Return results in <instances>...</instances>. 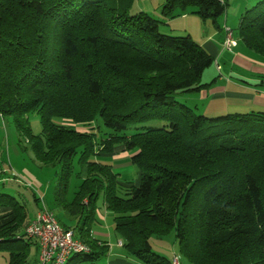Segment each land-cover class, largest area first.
<instances>
[{
	"label": "trees",
	"instance_id": "16d2710c",
	"mask_svg": "<svg viewBox=\"0 0 264 264\" xmlns=\"http://www.w3.org/2000/svg\"><path fill=\"white\" fill-rule=\"evenodd\" d=\"M226 6L165 0L161 15L190 9L223 31ZM130 10L131 0H0V116L12 119L37 162L59 168L54 202L76 219L62 227L89 250L65 264L108 253L91 236L99 204L125 254L142 264H172L148 242L171 233L191 264H264V113L207 118L178 103L176 95L209 86L201 77L214 58L190 36L163 34L162 20ZM235 35L264 58V0L245 11ZM98 122L102 130L89 129ZM153 122L162 125L146 127ZM118 148L130 154L137 184L119 181L100 159ZM73 176L79 185L67 202ZM29 223L20 202L0 194L7 264H26L31 246L39 253Z\"/></svg>",
	"mask_w": 264,
	"mask_h": 264
},
{
	"label": "rangeland",
	"instance_id": "374dc122",
	"mask_svg": "<svg viewBox=\"0 0 264 264\" xmlns=\"http://www.w3.org/2000/svg\"><path fill=\"white\" fill-rule=\"evenodd\" d=\"M224 1L227 6L225 14L218 22V25L219 27H223L224 25L228 26V28L233 30L234 38H236L235 33L241 16L245 11L257 8L260 0ZM164 2L165 0H131L130 14L148 12L152 14L154 18L161 21L163 16L158 11V13H156L154 10L158 6H162ZM167 25H169L171 29L177 28L178 31H168V27L161 25L159 29L161 33L173 36L188 35L198 44H201L204 39L208 38L213 33L219 35L217 38L218 41L221 39V35L219 34L221 31L218 28L209 21L203 23L197 16L191 13L190 9L185 12V16H181L179 13L175 12L174 17L168 20ZM236 46V48H231L230 51L222 48L221 58L219 60L216 58L213 59V63L204 70L201 83L209 85L208 87L202 89L200 92L178 94L175 100L192 109L195 115H202L207 118H216L228 114H248L245 113L246 111H244V109L242 110L240 104L237 103L239 102L237 98L230 99L225 96L216 97L215 93H213L215 92V87L225 85L226 80H231L239 84H253L250 80L258 78H260L259 81L264 80V70L257 73L253 69L242 67L233 63V57L235 54L240 53L241 56L245 55L253 58L256 62L263 64L261 65L263 69L264 58L246 49L240 41H236ZM256 62L252 64H257ZM252 66L254 67V65ZM213 84L216 85L213 86ZM226 87L229 93H237V89L230 85ZM238 98L240 99V96H238ZM28 123L31 132L34 135H38L41 130L39 117L35 114L30 115L28 117ZM57 123L66 128H73V125L69 121L57 120ZM161 125L162 123L160 122H153L147 124L146 127L158 128ZM95 126H98L100 130L103 128L101 123L98 122L93 124L89 129L95 128ZM13 145L16 147V151L13 150ZM28 147L24 138L18 137L12 119L0 118V194H7L16 198V200L25 207L27 218L29 219L32 218L31 216H33L36 210L41 206L42 201L38 198L39 195L45 194L46 209L53 214L56 221L61 226L73 227L76 225L73 217L65 213L58 206H55L54 202L53 191L58 183L59 168L57 166L45 167L37 162ZM1 164H4V167ZM114 168V172L119 174L121 182H125L124 180H127V182L136 181L138 178L137 168L133 165H130L129 168L128 166ZM33 178L35 181H33ZM78 185L79 181L73 176L68 184V191L66 193L67 202L73 199ZM101 207L102 205L99 204L100 215H102V217L99 214H96V217L101 224L100 229L102 233L109 236L104 239L108 245V253L103 257L101 255L99 259L94 260L92 263H77L76 260H74L67 264H142L132 256L125 254L124 249L119 247V241L114 231L112 218L106 216ZM96 228L98 229V226ZM148 242L154 253L166 258L168 261L171 262L173 256H176L179 258V264H191L179 254L178 245L172 233L163 237L152 236L149 238ZM116 250L120 252L123 251V253L117 255L115 254ZM112 251L113 254L111 255ZM36 255V247L31 246L26 264H33L36 260ZM7 260L8 254L0 251V264H7Z\"/></svg>",
	"mask_w": 264,
	"mask_h": 264
},
{
	"label": "crops",
	"instance_id": "0c3cea01",
	"mask_svg": "<svg viewBox=\"0 0 264 264\" xmlns=\"http://www.w3.org/2000/svg\"><path fill=\"white\" fill-rule=\"evenodd\" d=\"M154 11L156 13L159 12L161 14V6H158ZM148 14H150V13H148ZM150 15H152V14H150ZM162 21H163L162 25L168 27V31H178L177 28L171 29L170 26L167 25L168 20H166V21L162 20ZM223 28H224V26L222 27V29ZM219 34L221 35V39L219 41L217 40L219 35L217 33H213L208 38L204 39L202 41V43L200 44L214 59L216 58L218 60L222 56L221 55V49L223 48L222 42L224 40V31L219 32ZM255 62L256 61L253 58L247 57L245 55L241 56L240 53L235 54L233 57V63H236V64H238L242 67L248 68V69H253L255 72L260 73L261 71L264 70L263 67H261V65H263V64H261L259 62H256L257 64H252ZM252 65H254V67ZM259 80H260V78L250 80L251 82H253V84H245V83L239 84V83L231 81V80H226V84L225 85H219V86L215 87V90H214L215 92H213V93H215L216 97L225 96L226 98H230V99L237 98V100H239V102H237V103L240 104V106L242 107V110L244 109V111H246L245 113H250V112L264 113V80H262V81H259ZM215 85L216 84H213V86H215ZM227 85H230L231 87L237 89V93H229L227 90V87H226ZM238 96H240V99L238 98ZM0 118L4 119L1 116H0ZM13 150L16 151V147L14 145H13ZM129 158H130L129 153L123 152L120 148H118L114 154H112L110 156H103L100 159L105 164L110 165L112 171L114 172L115 171L114 167H119V166L126 167V166H128V168H129V166L132 165L130 163ZM1 165L4 167V164H1ZM137 174H138V172H137ZM117 176H118V180L120 181L119 174H117ZM33 181H35L34 178H33ZM124 181L127 182V180H124ZM130 182L137 184L138 178L136 181L133 180ZM2 187L5 188L4 186H2ZM56 187H55V189H56ZM55 189L53 191L54 192L53 197L55 196ZM3 195H7V194H3ZM45 197H46L45 194L39 195L38 198L42 201L41 206L38 208V210H36L35 214L33 216H31L32 218H30V219L28 218L29 222L34 219L36 213L39 210H41L43 206L46 208ZM102 209H103L104 213L106 214V216H109L112 218L111 214L106 212L104 210V208H102ZM97 214L100 215V210L97 212ZM100 216L102 217V215H100ZM73 219L76 222V219L75 218H73ZM95 225L98 226V229L96 228L97 226H95ZM100 225L101 224L98 220L93 224L92 229H91V236L93 239L97 240L98 242L107 243L104 239H105V237H109V236L102 233V231L100 229ZM117 240L119 241L118 242L119 247L121 249H123L122 248V241L118 236H117ZM115 248H117V247H115ZM116 251H115V254H117V255H119V254L121 255V253H123V251L122 252H120L119 250H116ZM110 252H111V248H110ZM112 254H113V251H112L111 255ZM37 256H38V254L36 255L35 262L37 261ZM120 259H123V258H120ZM109 263H110V261H109ZM118 263H121V262H118Z\"/></svg>",
	"mask_w": 264,
	"mask_h": 264
},
{
	"label": "built area",
	"instance_id": "2783aa9c",
	"mask_svg": "<svg viewBox=\"0 0 264 264\" xmlns=\"http://www.w3.org/2000/svg\"><path fill=\"white\" fill-rule=\"evenodd\" d=\"M223 31L222 46L230 51L236 46V41L228 27H224ZM25 233L37 242L39 253L36 264H65L70 256L89 252L87 246L76 239L72 231L64 229L44 206L30 221ZM172 264H178L176 257Z\"/></svg>",
	"mask_w": 264,
	"mask_h": 264
}]
</instances>
